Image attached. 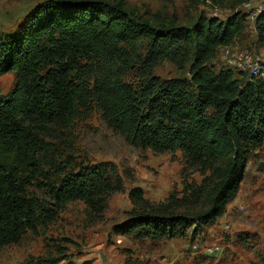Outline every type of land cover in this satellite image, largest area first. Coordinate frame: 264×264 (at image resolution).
Listing matches in <instances>:
<instances>
[{"label": "trees", "instance_id": "trees-1", "mask_svg": "<svg viewBox=\"0 0 264 264\" xmlns=\"http://www.w3.org/2000/svg\"><path fill=\"white\" fill-rule=\"evenodd\" d=\"M247 18L236 13L221 21L202 14L189 28L152 27L133 22L121 0H55L30 12L12 36L0 40V77L15 73L13 90L0 96V247L36 234L74 201L104 213L114 191L105 164L46 183L51 201L31 191L33 174H41L40 150H47L40 136L53 124L71 126L93 105L133 146L159 154L181 151L205 175L210 172L201 186H190L191 196L207 198L205 211L185 215L172 205H149L135 189L132 197L145 207L135 211L124 232L153 239L184 236L191 226L220 217L239 190L248 156L264 145V79L229 66V56L225 69L213 67L219 51L226 55L244 34ZM255 27L264 42V10ZM140 37L146 57L135 86L123 78L127 65L117 67V61L128 57V46ZM164 60L182 68L189 64L190 80L155 77L154 68Z\"/></svg>", "mask_w": 264, "mask_h": 264}, {"label": "rangeland", "instance_id": "rangeland-1", "mask_svg": "<svg viewBox=\"0 0 264 264\" xmlns=\"http://www.w3.org/2000/svg\"><path fill=\"white\" fill-rule=\"evenodd\" d=\"M48 1L55 0H0V40L12 36L30 12ZM121 1L133 22L147 21L152 27L173 24L189 28L202 14L221 21L236 13L246 15V31L227 55L248 53L264 59V42L255 27L264 0H216L199 5L193 0ZM126 53L128 57L117 61V67L125 63L124 80L137 86L146 40H135ZM227 55L219 51L213 61L216 72L226 68ZM153 74L163 81L190 80L189 64L182 68L167 60L160 62ZM234 76L241 77L238 73ZM14 86L15 73L1 76L0 96H7ZM40 139L47 150L39 153L41 174H33L37 179L31 187L34 196L50 200L46 183L99 164L107 165L105 176L114 191L100 216L84 201L66 204L58 217L39 227L36 234L29 232L18 244L0 247V264H264V145L248 156L239 190L220 217L206 225L191 226L184 236L153 239L122 228L135 211L145 207L137 205L132 192L140 189L149 205H172L176 213L196 214L205 211L209 203L206 197L191 196L190 186H201L210 172L205 175L181 151L159 154L133 146L109 127L96 105L82 109L71 126L50 125ZM111 166L116 168V176ZM171 198L178 202L172 203Z\"/></svg>", "mask_w": 264, "mask_h": 264}, {"label": "built area", "instance_id": "built-area-1", "mask_svg": "<svg viewBox=\"0 0 264 264\" xmlns=\"http://www.w3.org/2000/svg\"><path fill=\"white\" fill-rule=\"evenodd\" d=\"M230 52L227 51L226 55ZM229 58L227 59V63L229 66L234 67L238 71H241L248 75L250 79H264V59L260 57H256L252 54H242V55H227Z\"/></svg>", "mask_w": 264, "mask_h": 264}]
</instances>
